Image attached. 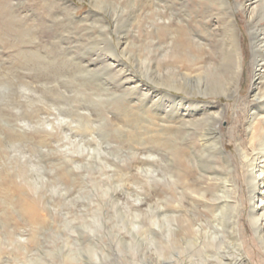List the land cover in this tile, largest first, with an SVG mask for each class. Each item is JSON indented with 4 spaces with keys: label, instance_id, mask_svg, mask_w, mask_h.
Instances as JSON below:
<instances>
[{
    "label": "rangeland",
    "instance_id": "374dc122",
    "mask_svg": "<svg viewBox=\"0 0 264 264\" xmlns=\"http://www.w3.org/2000/svg\"><path fill=\"white\" fill-rule=\"evenodd\" d=\"M230 2L245 54L239 89L197 94L224 107V140L236 158L237 143H249L264 67L254 66L247 16ZM4 3L27 29L14 33L0 24V264H264V230L257 234L252 225L244 170L236 177L239 211L226 209L223 224L204 217L201 234L218 231L224 240L189 243L192 213L170 210L178 202L158 160L153 124L121 112L123 92H133V104L145 92L134 89V79L125 83L124 68L139 70L150 86L157 80L156 0ZM255 8L261 15L262 5ZM112 48L119 53L113 67L93 66L97 52Z\"/></svg>",
    "mask_w": 264,
    "mask_h": 264
},
{
    "label": "bare ground",
    "instance_id": "6f19581e",
    "mask_svg": "<svg viewBox=\"0 0 264 264\" xmlns=\"http://www.w3.org/2000/svg\"><path fill=\"white\" fill-rule=\"evenodd\" d=\"M249 1V7L242 0H234V4L240 13L247 16L253 41L254 66L261 69L264 67V23L259 26L258 19L264 20V10L258 15L255 7L261 4L264 9V0ZM0 2V24L5 30L24 33L27 27L23 17L18 13L9 14L4 0ZM156 5L157 80L155 85L150 86L137 76L143 77L139 70L124 68L129 76L125 83L134 79L137 83L134 89L145 90L143 97L135 100V104L128 96L133 92H123L126 102L121 112L124 119L130 121L135 114H139L153 124L158 160L162 171L168 172L171 191L178 202L170 210L174 213L180 210L192 213L188 217L193 233V237L188 239L189 243H197L200 239L224 240V235L218 231L201 234L203 221L210 213L215 221L223 224L226 209L239 211L242 202L236 177L240 167L244 170L246 190L254 199L251 203V221L259 234L264 230L263 83L254 94L260 100L259 106L252 108L254 111L248 119L249 143H237L236 158L228 151L224 140L221 126L225 117L224 107L207 95L198 99L197 94L204 88L210 91L215 87L220 93L230 96L239 89L245 54L231 2L182 0L168 5L165 0H156ZM221 8L227 11L222 13ZM214 16L219 22H214ZM101 52H97L98 58L91 59L93 66L99 64L96 68L101 65L104 70L113 67L112 59L119 57L117 49L112 48L106 54ZM84 71L90 74L95 67L85 66ZM262 73L254 76L258 83L262 82ZM213 79L216 85L211 81ZM100 85L108 91L112 89L107 78H103ZM151 94L155 99L150 102L148 98ZM164 194L161 189V196ZM180 199H183L182 202ZM260 209L262 211L259 213Z\"/></svg>",
    "mask_w": 264,
    "mask_h": 264
}]
</instances>
